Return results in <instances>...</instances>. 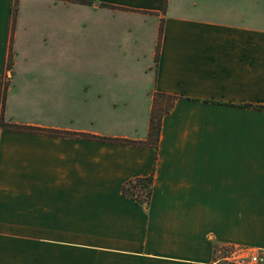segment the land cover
Instances as JSON below:
<instances>
[{
    "label": "crops",
    "instance_id": "0c3cea01",
    "mask_svg": "<svg viewBox=\"0 0 264 264\" xmlns=\"http://www.w3.org/2000/svg\"><path fill=\"white\" fill-rule=\"evenodd\" d=\"M85 1L17 0L11 30L0 0L4 119L142 141L153 95L176 99L156 150L0 128V264H264V0ZM79 39L96 77L116 58L137 85H60ZM152 172L146 207L121 195Z\"/></svg>",
    "mask_w": 264,
    "mask_h": 264
},
{
    "label": "trees",
    "instance_id": "16d2710c",
    "mask_svg": "<svg viewBox=\"0 0 264 264\" xmlns=\"http://www.w3.org/2000/svg\"><path fill=\"white\" fill-rule=\"evenodd\" d=\"M75 2L88 3L85 0H75ZM16 13H17V0H13V4L11 7V30H13L14 27V20ZM160 33H161V27L159 28V36ZM11 59L12 56L10 52L8 55V62H7L8 67L11 65ZM157 59H158V45L156 48L155 62H157ZM7 85H8V81H4L2 84L1 97H0V128L3 130L16 131V132H29V133L44 134L50 136H74L77 138L93 139V140L107 141V142L120 143V144H134L139 146H148L153 148L154 150H156L157 148L162 116L167 112H169V110L173 105L174 100L176 99L175 96H171L159 92L155 93L153 95L146 138L145 140L142 141H131V140L119 139V138L99 137L85 133L62 132V131L43 129V128H37L31 126H23L6 121L3 117V108H4ZM246 106H250L255 109L264 110V106L261 105H246ZM152 178H153V172L150 173L148 176L137 177L126 181L121 186V195L124 198L132 199L136 204L146 207L150 201L152 194ZM227 251L229 250L214 245L213 257L215 260L219 259L217 264H235L230 261L221 260V258L225 256V253Z\"/></svg>",
    "mask_w": 264,
    "mask_h": 264
},
{
    "label": "rangeland",
    "instance_id": "374dc122",
    "mask_svg": "<svg viewBox=\"0 0 264 264\" xmlns=\"http://www.w3.org/2000/svg\"><path fill=\"white\" fill-rule=\"evenodd\" d=\"M82 40L77 41V48L75 56L60 57L59 76L60 85H99L96 78H102V85H137L136 76L128 72L119 73L114 69L120 68L119 60L114 58L112 60L118 61L116 64L109 65V72L104 76L97 75V77L89 70L91 69L90 58L84 56L83 48L80 47ZM7 81L8 76L4 75Z\"/></svg>",
    "mask_w": 264,
    "mask_h": 264
},
{
    "label": "built area",
    "instance_id": "2783aa9c",
    "mask_svg": "<svg viewBox=\"0 0 264 264\" xmlns=\"http://www.w3.org/2000/svg\"><path fill=\"white\" fill-rule=\"evenodd\" d=\"M221 260L235 264H262L263 255L259 251H251L245 248H233L225 253Z\"/></svg>",
    "mask_w": 264,
    "mask_h": 264
}]
</instances>
